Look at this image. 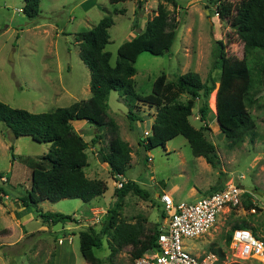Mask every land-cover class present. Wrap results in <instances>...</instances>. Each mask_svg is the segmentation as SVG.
Instances as JSON below:
<instances>
[{
  "label": "rangeland",
  "instance_id": "obj_1",
  "mask_svg": "<svg viewBox=\"0 0 264 264\" xmlns=\"http://www.w3.org/2000/svg\"><path fill=\"white\" fill-rule=\"evenodd\" d=\"M213 1L182 0L181 6L185 8L180 16L182 25L171 51L163 56L145 52L134 65L138 95H150L161 74H166L168 82H175L180 75L194 71L206 81L213 71V52L219 39L226 44L229 55L248 58L250 66L255 67L230 21L218 20V0ZM229 1L236 4L242 0ZM139 2L142 9H139ZM24 3V0H0V100L33 113L52 112L91 98V72L80 57L78 33L93 29L105 16L113 15L115 24L110 29L107 51L112 53L111 62L115 66L120 60L119 48L145 31L147 23L157 15L159 3L165 4L172 15L177 16L180 11L168 0H135L116 5L109 0H41L39 16L29 19L23 13ZM115 9L126 12L118 14ZM260 66L257 64L256 69ZM214 75L220 76L217 71ZM219 86L218 83L216 95L211 94L209 99L208 126L200 121L202 100L197 101L190 118L195 128L206 126L205 135L216 147L220 160L218 168L196 158L183 136L169 141L166 148L157 147L147 152L139 142L147 131L152 133L156 109L139 103L133 110L144 121L137 122L132 129L128 116L131 105L120 91L111 92L109 117L114 119L119 136L129 142L133 151L131 167L124 179L136 182L149 194V198L133 192L127 195L118 208L119 218L150 235L164 222L162 213L165 212L157 193L167 192L177 202H194L233 179L250 196L230 213L227 210L220 213L216 226L209 233L200 238L184 239L183 244L199 257L217 254L216 264H260L256 260L235 257L228 244V235L234 225L246 223L254 236L264 237V78H256L254 101L249 106L256 122L255 132L234 149L228 147L226 136L216 121ZM189 98L183 95L180 100L186 102ZM84 124L74 122L76 131L84 134L89 144L87 176L105 181L108 190L95 204H86L80 199L40 203L38 207L44 213H62L78 220V223L56 227L45 225L37 218L35 208H25L19 200L30 190L33 170L42 165L49 145L29 136L15 138L4 124H0V187L8 190V195L0 194V264H88L80 251L79 233L88 227L102 233L118 199L115 179L98 152L102 147L106 149L114 133L110 126L106 127L102 140L94 145L96 128ZM201 183H205V187ZM191 186H197L194 192ZM248 202L261 210H247L244 204ZM112 233L102 235L103 246L95 248V255L102 264H131L133 247L119 249Z\"/></svg>",
  "mask_w": 264,
  "mask_h": 264
},
{
  "label": "trees",
  "instance_id": "obj_2",
  "mask_svg": "<svg viewBox=\"0 0 264 264\" xmlns=\"http://www.w3.org/2000/svg\"><path fill=\"white\" fill-rule=\"evenodd\" d=\"M127 1L135 0H109L113 5ZM168 1L176 8H180L179 16L172 15L165 4L159 3L157 15L147 23L145 31L119 48L120 60L115 66L111 62L112 53L107 51L110 29L115 24L113 15L105 16L93 29L77 34L80 57L91 72L90 99L45 113L14 108L0 100V124H4L15 138L29 136L38 143L49 145L47 154L42 158V165L33 170L30 190L19 198L25 208H35L37 218L42 219L45 225L64 226L68 223H78V220L62 213H44L38 207L40 203L80 199L89 204L102 197L108 190L105 181L87 176L89 144L76 131L74 122L85 121L96 128V135L92 139L94 145L102 140L103 130L111 127L114 137L106 149L102 147L98 152L103 156V162L116 181L120 180V177L124 178L127 169L131 167L132 147L119 136V127L108 114L112 91H120L126 97L127 104L131 105L128 116L132 129L137 122L144 121L133 110L139 107L137 106L139 103L156 109L152 134L139 142L147 152L157 147L166 148L169 141L183 136L189 142L196 158L202 157L208 164L218 168L220 160L216 147L205 135L211 111L209 99L211 94L216 95L218 83L220 86L217 93L216 121L226 136L228 147L231 149L240 147L247 137L253 136L256 122L249 111V106L254 101L256 78H264V0H242L236 4L229 0H218L217 4L218 20L230 21L244 42L247 56L253 58L254 65L260 64V69L258 67L256 69V65L250 66L248 58L238 59L229 55L226 44L219 39L213 52V71L206 81L194 71L180 75L175 82H168L166 74H161L155 80L150 95H138L134 80L137 69L134 65L140 55L145 52L154 56L169 53L182 25L180 16H183L182 9H185L181 6L182 0ZM24 2V15L29 19L37 18L41 0ZM139 9H142L141 2ZM114 11L118 14L126 12L125 9ZM141 15L139 14V18ZM215 71L220 74L219 78L214 75ZM183 95H189L190 98L182 102L180 98ZM198 100H202L199 107L200 121L206 125L200 129L195 128L190 122ZM223 188H214L210 193ZM131 192L149 198V194L136 182L127 181L122 188L115 189L118 201L110 210V218L104 231L100 233L94 227H88L79 233L80 251L88 264H102L94 250L103 246L102 235L109 232H113V242L119 249L125 246L133 247L131 264H136L137 259L157 248L161 225L156 227L152 234L145 235L136 225L122 222L119 218L120 203ZM0 194L8 195V190L0 187ZM249 196L245 193L243 199ZM244 207L247 210H261L252 202L245 203ZM162 217L165 218V213H162ZM250 228L246 223L234 225L228 235V244H231L234 230ZM64 237L67 238L68 235L64 234ZM221 257L224 258L223 255Z\"/></svg>",
  "mask_w": 264,
  "mask_h": 264
},
{
  "label": "built area",
  "instance_id": "obj_3",
  "mask_svg": "<svg viewBox=\"0 0 264 264\" xmlns=\"http://www.w3.org/2000/svg\"><path fill=\"white\" fill-rule=\"evenodd\" d=\"M151 131L145 133L149 136ZM115 180V186L122 188L127 181ZM246 190L230 180L222 190L212 192L194 202H177L168 193L160 194L165 218L160 226L157 248L137 259L136 264H216L215 253L206 257L193 255L186 249L183 240L200 238L209 233L217 223L220 213H230L242 205ZM230 250L241 260H256L264 264V237H256L249 229L233 231ZM216 262V263H215Z\"/></svg>",
  "mask_w": 264,
  "mask_h": 264
},
{
  "label": "crops",
  "instance_id": "obj_4",
  "mask_svg": "<svg viewBox=\"0 0 264 264\" xmlns=\"http://www.w3.org/2000/svg\"><path fill=\"white\" fill-rule=\"evenodd\" d=\"M78 122H84L85 124H84V126H86V125H88V126H90L87 122H85V121H78ZM91 128H93L92 126H91ZM77 132L79 133V134H81L78 130H77ZM82 136L84 135V134H81ZM200 160H202L204 163H205V159L204 158H202V157H200ZM206 164V163H205ZM208 164V163H207ZM204 187H205V183H201ZM199 185V184H198ZM203 186H200L201 188H204ZM196 187L197 186H191V189H192V191L193 190H196ZM194 192V191H193ZM164 193H167V192H164ZM210 192H207L206 194H205V196L206 195H208ZM160 194H162V193H157L156 195H157V197L158 196H160ZM98 200V199H97ZM97 200H95V201H93V202H91L92 204H95V202L97 201ZM71 249H72V247H70ZM73 250V249H72ZM62 253V252H61Z\"/></svg>",
  "mask_w": 264,
  "mask_h": 264
},
{
  "label": "water",
  "instance_id": "obj_5",
  "mask_svg": "<svg viewBox=\"0 0 264 264\" xmlns=\"http://www.w3.org/2000/svg\"><path fill=\"white\" fill-rule=\"evenodd\" d=\"M217 114H218V108H217ZM158 198L160 199V196H158Z\"/></svg>",
  "mask_w": 264,
  "mask_h": 264
}]
</instances>
